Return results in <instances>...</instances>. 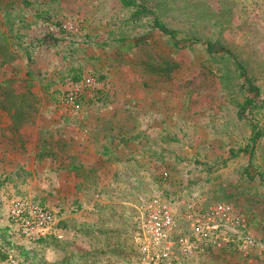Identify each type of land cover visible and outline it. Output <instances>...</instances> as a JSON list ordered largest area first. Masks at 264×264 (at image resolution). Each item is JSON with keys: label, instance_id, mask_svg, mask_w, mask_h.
Listing matches in <instances>:
<instances>
[{"label": "rangeland", "instance_id": "1", "mask_svg": "<svg viewBox=\"0 0 264 264\" xmlns=\"http://www.w3.org/2000/svg\"><path fill=\"white\" fill-rule=\"evenodd\" d=\"M27 1L15 26L30 57L0 59V252L19 264H134L139 211L158 194L230 205L258 246L190 264H264V0ZM138 6L148 13L133 20ZM73 70L96 86L76 82L65 106ZM13 198L53 210L62 238L23 239L6 220Z\"/></svg>", "mask_w": 264, "mask_h": 264}, {"label": "built area", "instance_id": "2", "mask_svg": "<svg viewBox=\"0 0 264 264\" xmlns=\"http://www.w3.org/2000/svg\"><path fill=\"white\" fill-rule=\"evenodd\" d=\"M81 85L92 88L96 83L88 77ZM71 87L63 97L65 106L73 103L82 91L78 83ZM6 220L28 242L62 238L53 210L30 198L11 199ZM136 230L134 264H190L231 245L239 247L245 255L258 247L244 215L228 204H209L203 200L176 205L155 194L143 202ZM259 250L264 259V248L259 246ZM0 264H19V261L8 255Z\"/></svg>", "mask_w": 264, "mask_h": 264}, {"label": "trees", "instance_id": "3", "mask_svg": "<svg viewBox=\"0 0 264 264\" xmlns=\"http://www.w3.org/2000/svg\"><path fill=\"white\" fill-rule=\"evenodd\" d=\"M124 7L133 6V1L131 0H120ZM30 2L27 0H0V59L2 64H11L13 61L17 60L20 56L18 54L19 51H24L23 55L28 59L30 57V53L27 47H24L21 38L24 37L23 30L25 29L23 26H15L17 19L19 18L18 22H24V16H21V12L24 7H28ZM17 6L18 12H15L14 8ZM140 8L139 11L132 14V19L137 20L139 19V15L147 14L148 10L144 6H138ZM46 14L44 12L37 13L34 17L37 20L46 19ZM155 27L167 34L172 40H175L177 37V33L174 30L166 29L162 23L158 22L157 18L154 19ZM178 45V42H175V46ZM17 48V49H16ZM207 48L210 50L212 46L209 45ZM238 66V65H237ZM239 67V66H238ZM241 69V67H239ZM72 75H70V82L76 83L81 81L83 78L81 73L78 71L73 70ZM30 75V74H29ZM5 83V82H4ZM255 93L253 98H247L244 104L241 107L240 113L245 110L247 107H251L254 104V100L259 96V90L255 89ZM100 93V92H99ZM241 115V114H239ZM260 131L257 130L256 126H252V134L249 137L248 144L243 148L245 154L249 156L251 160L254 154V150L256 147L257 140L260 138ZM73 170H77L78 167L73 166ZM247 175L252 178L253 175L257 174L258 172L252 173L251 170L246 169ZM135 255L137 257V250L135 244ZM6 258V254L0 252V260Z\"/></svg>", "mask_w": 264, "mask_h": 264}]
</instances>
